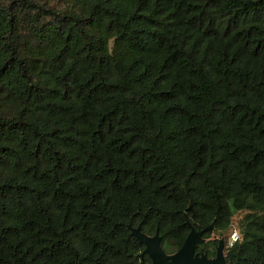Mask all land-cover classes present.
Instances as JSON below:
<instances>
[{
  "label": "trees",
  "instance_id": "1",
  "mask_svg": "<svg viewBox=\"0 0 264 264\" xmlns=\"http://www.w3.org/2000/svg\"><path fill=\"white\" fill-rule=\"evenodd\" d=\"M188 224L264 264V0H0V264H151L130 226Z\"/></svg>",
  "mask_w": 264,
  "mask_h": 264
},
{
  "label": "water",
  "instance_id": "2",
  "mask_svg": "<svg viewBox=\"0 0 264 264\" xmlns=\"http://www.w3.org/2000/svg\"><path fill=\"white\" fill-rule=\"evenodd\" d=\"M189 231L182 245L174 252L167 253L162 247V241L159 233L149 235L140 230L139 226H130L131 235L134 236L144 248L142 254H146L151 264H230L224 254V238L217 241L215 255L208 257L205 253L195 252V246L203 243L206 239L203 233L211 232L212 225L196 230L188 224Z\"/></svg>",
  "mask_w": 264,
  "mask_h": 264
},
{
  "label": "rangeland",
  "instance_id": "3",
  "mask_svg": "<svg viewBox=\"0 0 264 264\" xmlns=\"http://www.w3.org/2000/svg\"><path fill=\"white\" fill-rule=\"evenodd\" d=\"M242 216V212H238L233 216L232 222H231V226L229 227V229L225 232V236L228 238V235L230 232H232L233 230H237L239 231L238 227H237V221L239 220V218ZM214 235H211L209 238H213ZM223 236L217 237L218 239L221 238ZM225 241V239H224ZM224 254H225V245H224Z\"/></svg>",
  "mask_w": 264,
  "mask_h": 264
},
{
  "label": "built area",
  "instance_id": "4",
  "mask_svg": "<svg viewBox=\"0 0 264 264\" xmlns=\"http://www.w3.org/2000/svg\"><path fill=\"white\" fill-rule=\"evenodd\" d=\"M234 236L236 237L235 240H233V237H234ZM240 237H241V235H240L239 231H237V230H233L232 232L229 233L226 244H227V245H232L233 242L239 240Z\"/></svg>",
  "mask_w": 264,
  "mask_h": 264
},
{
  "label": "clouds",
  "instance_id": "5",
  "mask_svg": "<svg viewBox=\"0 0 264 264\" xmlns=\"http://www.w3.org/2000/svg\"><path fill=\"white\" fill-rule=\"evenodd\" d=\"M235 239H236V237L234 236V237H233V240H235Z\"/></svg>",
  "mask_w": 264,
  "mask_h": 264
}]
</instances>
